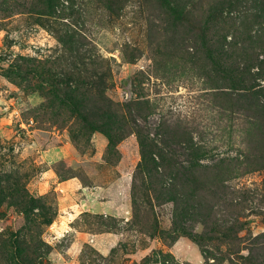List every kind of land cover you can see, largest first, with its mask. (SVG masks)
<instances>
[{"label":"rangeland","instance_id":"1","mask_svg":"<svg viewBox=\"0 0 264 264\" xmlns=\"http://www.w3.org/2000/svg\"><path fill=\"white\" fill-rule=\"evenodd\" d=\"M50 1L0 0V172L20 174L56 214L50 225L37 223L39 249L35 232L28 233L35 228L4 206L0 264H16L24 253L30 264H264V47L256 46L253 62L238 52L217 68L194 57L189 29L169 30L168 37L153 32L159 8L150 1L60 0L53 15ZM67 33L80 44L73 56L62 44ZM151 44L172 53L162 56ZM82 52L83 75L108 73L104 97L130 120L111 153L103 134L80 130L50 93L52 75L56 84L69 80L68 72L80 77ZM242 79L248 89L231 84ZM137 129L161 146V139L184 145L188 133L208 155L202 166L231 169L233 200L216 206L215 220L222 226L238 218L246 226L230 240L216 235L199 244L164 234L172 227V204L151 208L141 199L136 210ZM174 151L184 162L187 152ZM22 229L27 233L13 239ZM196 231L206 233L202 225Z\"/></svg>","mask_w":264,"mask_h":264},{"label":"trees","instance_id":"2","mask_svg":"<svg viewBox=\"0 0 264 264\" xmlns=\"http://www.w3.org/2000/svg\"><path fill=\"white\" fill-rule=\"evenodd\" d=\"M143 1H150L159 8L157 11L159 14L155 13L159 23L153 21L151 29L153 32L168 37L174 36L169 30L175 32L180 26L189 29V38L193 41L192 47L196 52L194 57L199 58L203 55L201 62L204 60L213 67L218 68L219 63L231 55L236 58L238 52L246 60L253 62L256 56L252 54L255 53L256 46L260 44L264 47V0ZM59 5L60 0H51L47 7L53 9L50 14H56V7ZM72 33L66 34V40L62 39V44L71 56L81 51L79 42L77 40L75 42L76 34ZM151 46H154V51L159 49L158 44ZM171 53L172 48L166 45L158 52L162 56ZM81 55V68L77 69L80 77L77 78L75 73L68 72L69 80L56 84L55 79L58 75H52L50 93L54 102H57L59 112L62 113L64 110L73 115L79 121L80 130L87 132V135L93 132L103 134L109 140L111 153L113 148L124 139L125 128L129 126L130 120L125 115L119 114L117 106L104 97L108 88L103 78L108 73H99L91 79L85 77L83 74L88 70L85 55L83 52ZM133 60L129 59V62ZM35 74L37 75V72ZM91 82L95 83V88L89 86ZM62 84H65V91H62ZM231 84L245 86V89L250 86L249 83L243 82V79L233 81ZM93 90L98 93L97 98L92 93ZM255 96L258 99V96ZM136 135L139 139L142 159L132 185V200L136 210L145 203L151 208L154 205L172 204V227L164 234L168 233L173 238L188 237L201 244L213 241L216 235L224 237V240H230L232 233L236 234L238 229L246 226V223L238 218L233 219L234 222L225 221V225L222 226L221 220L218 218L215 220L216 206L228 203V199L233 200L228 183L236 176L231 169H227L228 173L224 174L202 166V161L208 155L193 142L190 134L187 133L184 145L181 143L182 140L169 142L161 139L162 146L154 141L149 142L139 129L136 130ZM178 146L185 150V154L187 152L188 156L184 162L175 157L177 153L174 149ZM63 177L65 178L64 175ZM4 206L22 214L26 223L30 225L29 228H35L28 233L35 232L32 237L40 249L42 242L37 223L41 220L40 224L50 225L56 215L47 197L32 195L27 189L24 177L21 178L20 174L0 172V219H5L7 216V211H3ZM196 225H202L206 233H198ZM157 229L158 226L155 224L154 230ZM26 233L22 229L12 236L17 241L15 238L17 235ZM151 236L154 238L155 234L151 233ZM3 248L5 245L2 240L0 250ZM25 255L26 253L15 257L16 264H30L24 261Z\"/></svg>","mask_w":264,"mask_h":264}]
</instances>
